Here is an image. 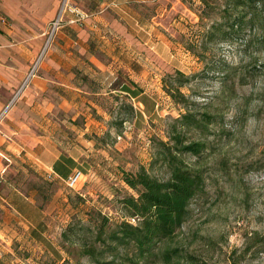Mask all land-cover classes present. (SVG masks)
<instances>
[{"label": "rangeland", "instance_id": "rangeland-1", "mask_svg": "<svg viewBox=\"0 0 264 264\" xmlns=\"http://www.w3.org/2000/svg\"><path fill=\"white\" fill-rule=\"evenodd\" d=\"M154 4L156 11L150 18L128 20L126 50L122 56L114 54L118 64L113 67L121 66L119 74L124 82L145 91V100L157 107L139 117L138 106H133L136 116L127 111V106L137 100L82 94L85 117L77 119V128H84L85 118L98 121L101 116L86 109L88 102L111 108L112 113L106 112L107 123L121 117L126 122L119 136L112 128V135L104 136L110 145L107 150L99 143L93 146L94 133L79 139L77 129L60 128L57 141L66 142V137L79 149L78 139L85 151L91 150L86 154L92 156L82 165L86 170L77 169L83 172V179L73 190L33 163L29 164L28 176L5 173L0 177V264H97L81 255L84 244L102 250L88 214L101 212L111 224L121 222L123 214L115 199L133 194L121 181L118 168L136 173L144 166L151 175L167 178L166 168L151 165V160L155 141H168L167 126L181 112L162 88L163 76L175 71L193 76L182 93L197 105V113L214 117L207 131L188 134L190 141L206 144L202 155L181 156L191 171L202 174L205 185L192 199L186 222L171 239L158 244L145 264H163L159 254L165 249L193 256L198 263L264 264V0L254 17L247 15V23L235 39L212 43L201 33L210 23L199 24L196 3L191 9L179 0ZM75 26L63 25L49 48L64 27L72 30ZM186 42H193L196 52L204 50V54L197 57L198 53L188 52ZM86 71L96 77L93 69ZM92 82H83L87 92L94 89ZM54 115L67 117L61 110ZM107 129L96 132L104 130V134ZM69 225L77 227L79 237L68 235L65 239ZM81 226H85L83 230ZM87 227H92L91 231ZM119 252L117 262L124 264V254L135 256L133 249ZM105 260L111 261L109 253H105ZM177 263L184 264L182 259L173 260Z\"/></svg>", "mask_w": 264, "mask_h": 264}, {"label": "crops", "instance_id": "crops-1", "mask_svg": "<svg viewBox=\"0 0 264 264\" xmlns=\"http://www.w3.org/2000/svg\"><path fill=\"white\" fill-rule=\"evenodd\" d=\"M131 1L143 0H76V6L90 17L79 27L72 30L64 27L59 32L35 76L0 124V177L5 173L28 176L29 164L33 163L48 176L64 181L62 177L83 167L85 159L92 156L86 154L91 150L85 151L78 139L79 149L66 137H63L66 142L56 139L62 126L77 129L79 139L93 133L98 136L106 130L107 108L97 103L88 102L86 109L101 115L98 121L102 125L96 120L89 121V117L83 120L84 128L73 124L85 117L81 110L82 94L112 95L122 101L123 96H128L124 87L131 88L138 94L132 99L137 100L133 106H138L143 117L145 112L149 114L157 107L149 104V108L148 104L141 103L145 91L130 87L119 74L122 67H113L118 62L114 54L122 56L126 50L130 34L128 20L138 21L129 9ZM59 3L60 0H0V112L10 103L41 54L49 23L55 19ZM90 68L95 71V78L87 73L86 69ZM83 76L93 81L94 89L90 92L83 86ZM56 110L67 117L57 118ZM66 120L71 127L66 126ZM97 129L104 130L97 133Z\"/></svg>", "mask_w": 264, "mask_h": 264}, {"label": "trees", "instance_id": "trees-1", "mask_svg": "<svg viewBox=\"0 0 264 264\" xmlns=\"http://www.w3.org/2000/svg\"><path fill=\"white\" fill-rule=\"evenodd\" d=\"M156 1L158 0L131 1L129 9L137 16L139 21L147 19L153 16V12L156 11L154 9L157 4L152 5ZM179 1L187 5L189 9L195 3L197 4L194 7L199 18V24L204 26L206 21L210 23L206 32H201L205 35L204 37L208 43L235 39L244 29L247 23V15H253L254 17L261 5V0ZM72 2L76 5V0H72ZM142 10H145V14ZM184 45L188 52L198 53L197 57L204 54V50L196 52V46L193 42H186ZM212 69L209 68V70ZM192 78L193 76H187L180 71L166 74L162 78L164 93L181 109L179 117L173 119L167 126L168 141H155L151 160V165L161 164L162 167L166 168L167 178L160 179L151 175L144 166H140L136 173L126 172L119 167L121 181L133 192V194H124L115 199V202L119 205V211L123 214V220L111 224L109 218L103 216L101 212H90L88 221L95 229L96 240L98 242L102 241V250H96L92 246L84 244L81 255L89 256L97 264H124L117 262L120 257L119 249H133L134 258H130L126 253L121 259H125L127 264H145L146 260L153 256V251L158 244L171 239L186 222L190 203L196 195L203 192L205 184L202 174L191 171L181 156L188 155L199 158L202 155L206 150V144L199 141H190L188 134L192 131H207L208 125L214 120V117L207 112L197 113V105L182 93V89L189 84ZM81 79L83 82L88 81L85 76ZM124 91L128 93L127 97L131 100L138 95L136 90L131 88L124 87ZM115 98L118 100L117 97ZM141 103L151 104L145 98ZM127 108L131 115L134 113L135 116L137 115L132 104ZM107 112L110 114L113 111L110 108ZM141 116L140 114L139 117ZM115 121L106 124L108 129L101 136L93 135L92 139L95 142V147L100 144L105 150L109 148L110 145L104 140L105 137L112 135L110 128L115 130L113 134L119 136L120 128L126 120L121 117ZM79 123L77 120L73 122L74 125H79ZM149 167L151 166L149 165ZM70 175L62 178L66 180ZM70 203L77 205L72 199H70ZM130 219H134L136 223H130ZM84 227L81 226L80 229L83 230ZM92 227L86 229L91 231ZM66 233L64 232L66 240H68V235L80 236L77 227L74 225L67 226ZM105 253H109L110 262H106ZM159 258L163 264H173L175 259H182L184 264H206L198 263L193 256L181 255L176 249L163 250L160 252Z\"/></svg>", "mask_w": 264, "mask_h": 264}, {"label": "built area", "instance_id": "built-area-1", "mask_svg": "<svg viewBox=\"0 0 264 264\" xmlns=\"http://www.w3.org/2000/svg\"><path fill=\"white\" fill-rule=\"evenodd\" d=\"M90 16L82 11L79 7L73 4L72 0H60L59 8L57 11V15L53 21L49 23L48 31L46 33V42L44 44L43 50L39 57L34 62L33 66L31 67L29 73L27 74L23 84L18 89V91L13 96L10 103L6 106V108L0 112V124L3 121L6 112L10 107L14 104L15 100L20 96L22 90L28 85L30 80L35 76L37 69L39 67L40 62L42 61V58L44 57L45 53L47 52L51 40L55 36V34L58 32V30L63 25H81L83 24ZM83 179V174L79 170H75L66 180L63 182L69 189H75L79 186L80 182ZM134 219H131V222L134 223Z\"/></svg>", "mask_w": 264, "mask_h": 264}]
</instances>
